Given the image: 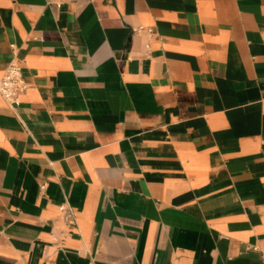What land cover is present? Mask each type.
<instances>
[{
	"label": "crops",
	"instance_id": "1",
	"mask_svg": "<svg viewBox=\"0 0 264 264\" xmlns=\"http://www.w3.org/2000/svg\"><path fill=\"white\" fill-rule=\"evenodd\" d=\"M11 60L0 264H264V0H0Z\"/></svg>",
	"mask_w": 264,
	"mask_h": 264
},
{
	"label": "built area",
	"instance_id": "2",
	"mask_svg": "<svg viewBox=\"0 0 264 264\" xmlns=\"http://www.w3.org/2000/svg\"><path fill=\"white\" fill-rule=\"evenodd\" d=\"M137 30H147L149 33L153 32L152 28L144 26H139ZM28 86L29 83L22 72V64L17 60H11L0 74V93L10 105L16 106L20 102L21 94L27 90ZM60 210L66 222L73 223L75 221L74 214L68 204H61Z\"/></svg>",
	"mask_w": 264,
	"mask_h": 264
}]
</instances>
